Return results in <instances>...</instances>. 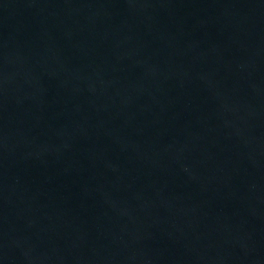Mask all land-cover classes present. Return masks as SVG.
Instances as JSON below:
<instances>
[{
    "label": "water",
    "instance_id": "water-1",
    "mask_svg": "<svg viewBox=\"0 0 264 264\" xmlns=\"http://www.w3.org/2000/svg\"><path fill=\"white\" fill-rule=\"evenodd\" d=\"M0 264H264V0H0Z\"/></svg>",
    "mask_w": 264,
    "mask_h": 264
}]
</instances>
